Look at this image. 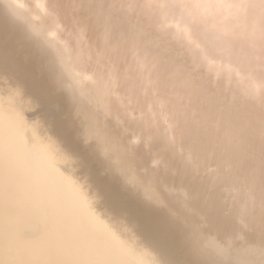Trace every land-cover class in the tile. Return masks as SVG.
<instances>
[{
  "label": "bare ground",
  "instance_id": "bare-ground-1",
  "mask_svg": "<svg viewBox=\"0 0 264 264\" xmlns=\"http://www.w3.org/2000/svg\"><path fill=\"white\" fill-rule=\"evenodd\" d=\"M0 264H264V0H0Z\"/></svg>",
  "mask_w": 264,
  "mask_h": 264
}]
</instances>
